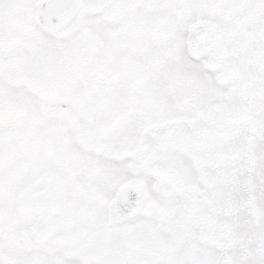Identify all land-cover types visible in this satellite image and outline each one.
<instances>
[{
	"label": "snow or ice",
	"instance_id": "snow-or-ice-1",
	"mask_svg": "<svg viewBox=\"0 0 264 264\" xmlns=\"http://www.w3.org/2000/svg\"><path fill=\"white\" fill-rule=\"evenodd\" d=\"M0 264H264V0H0Z\"/></svg>",
	"mask_w": 264,
	"mask_h": 264
}]
</instances>
